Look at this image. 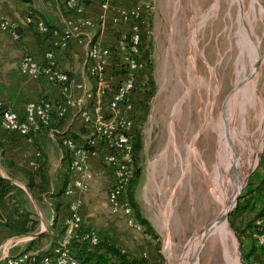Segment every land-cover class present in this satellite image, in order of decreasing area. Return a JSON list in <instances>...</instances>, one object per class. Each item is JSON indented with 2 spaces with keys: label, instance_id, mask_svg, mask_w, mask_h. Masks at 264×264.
I'll return each mask as SVG.
<instances>
[{
  "label": "rangeland",
  "instance_id": "1",
  "mask_svg": "<svg viewBox=\"0 0 264 264\" xmlns=\"http://www.w3.org/2000/svg\"><path fill=\"white\" fill-rule=\"evenodd\" d=\"M137 1L148 6L150 11L148 40L152 42L151 74L156 85L142 125L143 169L136 191L138 206L157 232L164 264H243L235 231L251 218L248 206L252 200L247 197V189L263 172L264 0ZM197 24L201 26L198 51L197 48L191 50L189 45ZM241 41L243 52L239 45ZM190 51L197 56L198 69L205 76L194 84L189 78L195 74L194 69H190ZM198 76L197 72L196 78L200 79ZM238 107L239 117L236 114ZM207 113H212L210 123L205 122ZM239 119H242L240 123ZM259 120H262L261 126ZM225 121L237 122L239 127L233 126L231 129L234 130L228 136V151L233 154L230 150L233 148V157L223 139ZM201 126L205 130L201 134L199 149L208 170L215 166L217 174L213 192L208 191V178L204 183L201 177L198 167L202 163L193 160L199 156L196 139ZM247 129L251 131L250 139L245 138ZM173 136L179 150L190 149L194 153L192 169L186 176L177 160L178 148L172 142ZM218 146L219 163L216 167ZM253 149H256L255 156H250ZM150 163L153 168L149 167ZM235 174L239 185L236 195L239 193V196L236 205L229 208L232 210L227 217L228 228L225 222L218 224L216 219L225 214L229 204L227 199L234 195ZM196 179L202 184L199 189L194 183ZM180 191L184 193L177 206ZM191 194L195 197L193 203ZM169 201L176 212L169 217L165 228L160 213L167 208ZM238 202L244 204V208L235 212ZM222 223L223 229L215 232L214 229ZM205 234L208 235L201 246L195 248L194 241L199 243ZM215 237L218 241H214ZM169 239L170 247L167 244ZM165 246L172 247L174 252L168 263ZM186 256L190 259L186 260Z\"/></svg>",
  "mask_w": 264,
  "mask_h": 264
},
{
  "label": "crops",
  "instance_id": "2",
  "mask_svg": "<svg viewBox=\"0 0 264 264\" xmlns=\"http://www.w3.org/2000/svg\"><path fill=\"white\" fill-rule=\"evenodd\" d=\"M135 2L138 1H117L113 8H127ZM216 4L217 1H215L214 6ZM115 11V9H112L110 14H114ZM102 12L103 10L99 5V1L91 0L84 6L81 16L88 21L96 23ZM29 13L32 14L35 20L44 22L50 29L49 33L41 34L36 29L35 24H26L25 19ZM1 19L8 21L12 25L13 32L17 37H14V34L11 31H4L0 29V103L3 106L12 108L19 114H23L24 104L27 101H35L41 98L54 100L60 99L61 95L57 85L46 81L42 75L34 77L22 71L21 59L23 55L30 54L39 62L42 68L47 64L44 58V52L47 48L48 40L52 36V31H56L57 33L61 34L64 30L77 25L76 14L73 9L67 7V0H0V20ZM199 25L200 24H197L195 26L196 30L194 31L193 39L189 42L191 50L192 48H197L198 51V40L201 27ZM80 28L82 31L80 33L82 37H85L87 34H91L94 38L100 37L108 42L113 41L114 34L116 33V28L111 27L109 24L104 30L105 33H100L99 27H94L92 29L89 27ZM239 45L242 47L243 52L244 45L242 41L239 43ZM199 53L203 56V58H206L204 53ZM191 55H193L192 51H190V56ZM195 58V71H197L203 78L205 76L200 74L197 66L196 55ZM54 63L59 68L65 70L74 83L88 81L86 75L85 45L79 44L74 40L71 42L69 48L63 50L57 49L55 51ZM212 73L215 75L214 72ZM231 91H229L226 96H228ZM72 92L75 94V90ZM263 109L264 108L262 107V110ZM72 112L73 109L70 107L68 113L62 119L56 121L55 124L62 132L67 131L72 132L75 136H82L85 133V129L83 126H81V124L72 120ZM259 117L261 118V113L259 114ZM262 120L261 122L260 120L258 121V125H262ZM236 125L238 127V123L234 121H225L223 126V139L224 142L226 141L227 143V151L229 149L228 136L234 130L231 128L233 126L236 127ZM204 130L205 129L202 130L201 126L197 136L198 139H196L198 149L201 145V134ZM246 132H248V134L246 137H244H248L250 139L251 131L247 129ZM172 142L177 148L179 147L176 145L177 140L174 136ZM230 150L233 154L228 151L229 155L231 157L235 156L233 148H230ZM206 151L208 150L206 149ZM206 151L204 150L203 152L205 155L204 157H206ZM0 152L4 159L10 160L14 165L23 169L35 172V170H37V166L40 167L41 169L39 172L44 174L45 180L48 183V195L43 194L39 198L38 189L36 187L30 191L26 189L20 179L13 181V183L21 189V192L17 193L19 201L22 203L24 208H26V210L32 212L38 218L39 225L38 232L33 235H17L0 226V264H5L4 259L6 257H15L22 254L23 250L28 244V241L37 237L36 234L39 232H47L54 219L56 220L57 225L60 226L68 214V202H70L72 198L67 197L65 194L59 198L54 197V194H57L62 188L65 175L68 174L67 160L62 154L61 143L57 135L52 137L48 131L44 130L34 133L32 141H28L24 137L7 134L0 130ZM36 152H40L41 158L38 160L37 166L34 167L31 165V163L34 161ZM176 152L178 154V163L182 168V173L184 176H186L189 173V170L192 169L193 161L191 160L192 157H194V153L190 149L183 151L179 150V148ZM255 153L256 149L251 150L250 156L251 154L255 156ZM183 155H186V157ZM216 157L217 161L215 165L218 167L219 146L216 151ZM261 159L263 160V163H261L263 172L261 173L260 177L254 180V182H252L247 189V197L251 198L252 200L251 204L248 206L251 210V218H249V220L254 219L255 215H257L261 208L264 207V157ZM193 160L196 162L200 161L202 163V165L198 167L201 177L204 179V183L208 178V191L210 189L213 192V184L217 178L215 166L212 170H208L200 149L198 158L194 157ZM151 164L152 163H150L149 167H151ZM91 171L92 179L89 181L88 189L77 194V198L80 200L78 209L83 229L87 232L94 233L98 238L105 239L110 243L118 245L128 254L139 257L144 252H148L155 245V240L150 239L152 237L144 232H137L130 229L127 227L124 217L121 213L112 212L107 198L110 185V176L106 170L101 167L99 162L93 161ZM39 172L35 173L36 175L34 176V182L36 186L41 184V179L38 175ZM150 173H152V171ZM0 175L2 177L9 178L8 172L2 168L1 165ZM68 176H70V174H68ZM150 178L151 176L148 179V186L151 182ZM70 179L71 176L69 177V181ZM218 180L219 178L217 181ZM188 181L190 182V180ZM194 183L195 186L198 185V189L202 185L197 179L194 180ZM179 193H181V196L179 194V198H177V206L178 201L182 199L184 192L180 191ZM217 199L219 200L218 195ZM193 200H195V197L193 194H191L192 203L194 202ZM60 203L62 204L60 205ZM243 203L245 204V198H243ZM139 208L143 217L149 221L153 231L155 234H157L152 222L144 214L143 209L140 206ZM173 209L174 206L171 201H169L167 208L162 210V213H160L162 217V226L165 228L167 227L169 217L174 211L176 212V210ZM207 235L208 234H205L203 238L201 237L199 243L198 240L194 241L195 248H199L201 246V241L204 239V237L206 238ZM157 240L159 241V239ZM214 241H218L217 237H215ZM242 241L245 250H248L251 246V240L247 233L243 234ZM167 244H169V247L172 244L170 239L167 241ZM165 250L167 252L168 263V260L173 257L174 252L172 247L168 248L165 246ZM185 258H187L186 260H189L190 256H186ZM252 261L256 264H264V244L262 248L256 250Z\"/></svg>",
  "mask_w": 264,
  "mask_h": 264
},
{
  "label": "built area",
  "instance_id": "3",
  "mask_svg": "<svg viewBox=\"0 0 264 264\" xmlns=\"http://www.w3.org/2000/svg\"><path fill=\"white\" fill-rule=\"evenodd\" d=\"M89 1L91 0H67V7L76 14L77 25L61 34L52 31L44 52L47 64L43 68L30 54L23 55L21 59L22 71L34 77L42 75L46 81L57 85L60 99L27 101L23 114L10 107L4 108L0 113V130L24 137L28 141H32L34 133L41 132L62 119L70 107L73 109L72 120L85 129V133L79 137L56 128L47 130L52 137L57 135L61 142L62 154L71 174L65 195L72 199L63 221L65 237L53 247L52 255L42 259L40 264H80L72 257L69 245L76 234H84L81 232L82 222L78 209L80 200L77 194L88 189L93 161L99 162L110 176L107 198L112 212L121 213L130 229L142 231V226L133 217L132 207L127 199V188L134 164L132 113L136 107L138 90L147 82L146 67L142 59V34L146 29V13L149 8L141 2H135L127 8H113L121 0H98L103 12L94 23L81 16ZM112 9L116 10L114 14H110ZM25 23L35 24L41 34L50 31L44 22L35 20L31 13L26 16ZM108 24L116 28L113 41L94 38L91 34L82 37L80 34V27H99L100 33H105ZM12 28L8 21L0 20V29L11 31L17 37ZM74 40L85 45L88 81L74 83L69 74L54 63L55 51L69 48ZM2 106L0 103V108ZM40 158V152H36L31 165L36 167ZM256 225L264 227V211ZM84 236L92 244L98 241L94 233ZM254 238L258 245L264 244V232L254 234ZM28 259V254H21L6 257L4 262L26 264Z\"/></svg>",
  "mask_w": 264,
  "mask_h": 264
},
{
  "label": "trees",
  "instance_id": "4",
  "mask_svg": "<svg viewBox=\"0 0 264 264\" xmlns=\"http://www.w3.org/2000/svg\"><path fill=\"white\" fill-rule=\"evenodd\" d=\"M88 3V2H87ZM86 3V4H87ZM149 10L146 13V29L143 31V50L142 59L145 63L147 82L138 90L136 107L132 113V157H133V174L129 181L127 188V199L132 207L133 217L138 224L142 226V231L155 240V245L148 252H144L141 256L137 257L123 251L118 245L110 243L109 241L98 238V241L92 244L87 240L84 235L89 234L81 228V232L84 234H76L70 242V251L72 257L80 264H164V258L160 251V243L157 240V236L153 231L149 221L143 217L140 208L136 201V191L140 183L142 174V150H143V137H142V125L148 114L151 100L155 94L156 85L152 77V58L151 49L152 42L148 40L149 29L151 25V18ZM7 106H2L1 111ZM50 128H56L55 123L44 128L48 130ZM59 130V129H58ZM61 143V142H60ZM0 165L8 172V177L5 178L0 175V226L4 229L17 234V235H33L38 232L39 221L38 218L32 213L26 210L17 197V193L21 192L20 187L13 183L14 180L20 179L26 189L32 190L34 187L38 189V197L47 194L48 183L45 180V176L40 171V167L37 166L35 172L23 169L14 165L10 160L4 159L0 152ZM39 172L41 184L35 185L34 176ZM68 174L70 172L68 171ZM65 175L63 186L57 194H54L56 198L65 194V191L70 184L69 177ZM35 197V196H34ZM37 199V197H36ZM62 203H60L61 205ZM69 205V202H68ZM68 208V206H67ZM238 202L236 211L243 209ZM57 210V208H56ZM264 207L261 208L259 213L255 215L254 219L246 221L240 229L235 231L236 237L239 240V248L241 249V259L243 264H256L252 261L256 250L262 248L263 245H258L254 234L264 232V227L260 228L256 225V221L263 215ZM247 233L251 246L248 250L244 249L242 241L243 234ZM66 228L63 223L58 226L56 220L52 222L47 232L41 233L37 237L28 241L26 248L22 254H28L29 259L26 264H40L41 260L50 257L52 255L53 247L59 244L65 237ZM45 241V242H44ZM21 255V254H20Z\"/></svg>",
  "mask_w": 264,
  "mask_h": 264
},
{
  "label": "bare ground",
  "instance_id": "5",
  "mask_svg": "<svg viewBox=\"0 0 264 264\" xmlns=\"http://www.w3.org/2000/svg\"><path fill=\"white\" fill-rule=\"evenodd\" d=\"M195 52V51H194ZM196 61H195V57H194V55H192V59H191V62H190V69H194V75H193V77L192 76H190L189 78H190V81H191V83L192 84H194V83H196L197 81H202V79H201V76H198V77H200V79H197L196 77H197V71H195V69H196V63H195ZM256 68H257V66H256ZM254 71H255V69H254ZM257 71V70H256ZM190 83V84H191ZM190 93V91L188 90L187 91V94H189ZM216 93H217V91H216ZM215 94V93H214ZM216 95V94H215ZM185 99V98H184ZM183 99V100H184ZM211 103V102H210ZM237 104H239L238 103V97H236L235 98V107L237 108ZM238 110H239V112L237 113L236 112V114H237V116L239 117V115H241V112H240V107H238ZM212 111V110H211ZM207 112H209V111H207ZM208 115H209V117H208ZM212 113H207V117H206V120H205V122L206 123H210V120H212ZM241 120L242 119H239V122L238 123H240L241 122ZM215 122V121H214ZM237 123V122H236ZM237 126V125H236ZM239 128V127H238ZM234 165V164H233ZM236 166V165H235ZM230 169H232V167H229ZM234 168V167H233ZM235 170V169H234ZM238 171V170H237ZM236 171V172H237ZM206 175V174H205ZM234 177V182H233V189H234V195L236 196V193H237V190H238V188H239V185H238V178H237V176H236V174L233 176ZM232 177V178H233ZM230 180V179H229ZM228 180V181H229ZM233 195V197L232 198H230V199H227V202L229 203L228 205H227V211L229 210V208L232 206V204H233V200H234V198H235V196ZM226 211V212H227ZM225 212V213H226ZM223 221V223L225 222L226 223V225H227V227L229 228V226H228V223H227V220L225 219V218H223L220 222H218V224L219 223H221ZM220 224L219 226H217L215 229H214V231L215 232H219V228L220 229H223L222 227H223V225L224 224ZM217 224V225H218ZM202 242V241H201Z\"/></svg>",
  "mask_w": 264,
  "mask_h": 264
},
{
  "label": "water",
  "instance_id": "6",
  "mask_svg": "<svg viewBox=\"0 0 264 264\" xmlns=\"http://www.w3.org/2000/svg\"><path fill=\"white\" fill-rule=\"evenodd\" d=\"M239 193L235 196L234 198V203L233 205L235 206L237 203V199H238ZM232 209H229L224 215H219V217L216 219V221L220 222L222 220V218H225L227 220V217L229 215V213L231 212ZM42 232H39L38 234H36L37 236L40 235Z\"/></svg>",
  "mask_w": 264,
  "mask_h": 264
}]
</instances>
